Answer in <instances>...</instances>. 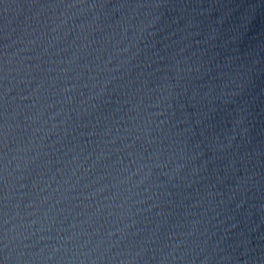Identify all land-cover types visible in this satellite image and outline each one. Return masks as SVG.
I'll use <instances>...</instances> for the list:
<instances>
[{"label": "water", "instance_id": "obj_1", "mask_svg": "<svg viewBox=\"0 0 264 264\" xmlns=\"http://www.w3.org/2000/svg\"><path fill=\"white\" fill-rule=\"evenodd\" d=\"M0 264H264V0H0Z\"/></svg>", "mask_w": 264, "mask_h": 264}]
</instances>
